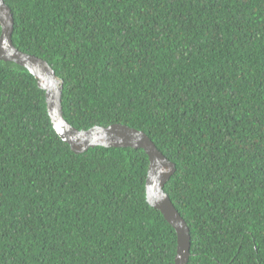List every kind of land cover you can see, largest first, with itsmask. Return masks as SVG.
I'll list each match as a JSON object with an SVG mask.
<instances>
[{
  "label": "trees",
  "instance_id": "16d2710c",
  "mask_svg": "<svg viewBox=\"0 0 264 264\" xmlns=\"http://www.w3.org/2000/svg\"><path fill=\"white\" fill-rule=\"evenodd\" d=\"M4 2L72 127L128 126L175 165L187 264H264V0ZM148 167L143 149L73 153L37 80L0 60V264H174Z\"/></svg>",
  "mask_w": 264,
  "mask_h": 264
},
{
  "label": "water",
  "instance_id": "95a60500",
  "mask_svg": "<svg viewBox=\"0 0 264 264\" xmlns=\"http://www.w3.org/2000/svg\"><path fill=\"white\" fill-rule=\"evenodd\" d=\"M0 60L13 62L25 68L45 92L46 108L58 137L69 145L75 154H81L97 146L108 148L143 149L149 159L145 183L146 200L158 210L175 230L177 250L174 264H187L190 257L191 237L188 225L174 207L163 187L175 172L170 163L141 131L125 125L93 127L87 131L77 130L65 119L62 108V81L57 78L50 65L43 59L18 50L12 42L14 18L4 0H0Z\"/></svg>",
  "mask_w": 264,
  "mask_h": 264
},
{
  "label": "clouds",
  "instance_id": "9594fccd",
  "mask_svg": "<svg viewBox=\"0 0 264 264\" xmlns=\"http://www.w3.org/2000/svg\"><path fill=\"white\" fill-rule=\"evenodd\" d=\"M164 156V155H163ZM165 157V156H164ZM166 158V157H165ZM170 162V161H169ZM171 163V162H170ZM175 173V172H174ZM174 205V204H173Z\"/></svg>",
  "mask_w": 264,
  "mask_h": 264
}]
</instances>
